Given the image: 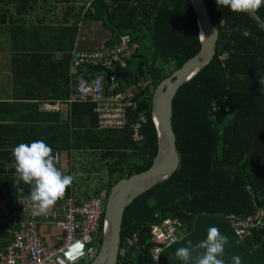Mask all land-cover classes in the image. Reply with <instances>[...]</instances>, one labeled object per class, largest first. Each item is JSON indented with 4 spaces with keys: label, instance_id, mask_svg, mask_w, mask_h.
I'll use <instances>...</instances> for the list:
<instances>
[{
    "label": "trees",
    "instance_id": "trees-1",
    "mask_svg": "<svg viewBox=\"0 0 264 264\" xmlns=\"http://www.w3.org/2000/svg\"><path fill=\"white\" fill-rule=\"evenodd\" d=\"M204 2L217 40L211 61L181 85L173 99L171 124L179 166L169 178L134 198L125 209L120 247L131 233H136L138 241L135 249L118 258L117 264H150L151 230L164 218L179 219L183 237L160 255L158 264L169 260L175 250L187 247L188 240L192 241L195 258L203 252L195 245L206 239L210 227H217L228 237L225 264H234V256H239L242 264H264V226L239 241L224 220L228 213L248 216L264 212V87L258 81L264 78V29L259 27L264 23V9L261 7L253 17L217 6L215 0ZM83 17L101 23L110 33L105 48L114 46L122 35L130 36L136 49L126 60L125 71L131 78L125 82L134 83L148 74L152 92L137 95V109L128 114L127 126L119 132L99 131L92 113L94 105L73 102L70 107L75 117L91 116L90 131L84 127L77 129L70 119L61 120L59 128L64 137L57 150L68 151L72 140L79 143L78 139H82L87 145L80 151H86L91 160L87 173L103 170L99 164L96 166L95 156L100 153L98 162H105L107 177L103 182L100 176L94 187L75 185L77 181H73L58 202L68 197L91 199L102 194L105 200L121 179L151 166L157 151L151 116L153 93L162 80L200 48L199 30L189 0H91ZM237 29H249L252 35L244 37ZM145 51H149L148 56ZM221 54H226L223 62L217 57ZM166 66H170L167 71ZM103 69L84 66L79 71L92 75L111 71ZM141 116L146 119L141 128L143 139L134 143L129 125ZM77 123L83 124L84 120ZM19 124L20 121L0 125V200L30 199V186L23 182L16 185L15 170L6 167L14 162L12 149L19 140L27 143L34 133L31 124ZM8 139L11 141L7 146ZM102 223L103 218L101 227ZM173 264L184 262L175 257Z\"/></svg>",
    "mask_w": 264,
    "mask_h": 264
},
{
    "label": "crops",
    "instance_id": "crops-1",
    "mask_svg": "<svg viewBox=\"0 0 264 264\" xmlns=\"http://www.w3.org/2000/svg\"><path fill=\"white\" fill-rule=\"evenodd\" d=\"M90 2L26 0L20 3V0H0V125L19 121V125L31 124L34 133H31V140L27 143L43 140L49 145L53 156L59 159L57 165L63 173H71L74 183L77 181L75 185H82L77 179L83 177L86 184L90 185L88 181L92 173L88 174L86 169L91 160L86 151H80L87 144L82 139H78L79 143L72 140L68 151L57 150L61 144L59 140L64 137L59 127L61 120L70 119L77 129L84 127L88 132L92 118L82 115L75 117L71 113L77 79L82 73L80 68L72 67L71 56L75 50L89 51L104 47L110 37L101 23L84 19L83 15L90 9ZM50 104H58L60 111H46L44 106ZM78 120H84V123L78 124ZM10 141L8 139L6 142L7 146ZM99 154L95 156L97 161L101 160ZM102 164L101 167L107 169L104 161ZM75 198L88 200L80 196ZM25 201L31 200H0L12 216L14 212H19V207ZM256 214L264 221L263 211ZM14 217L6 227L0 226V251L9 241L8 228H15L13 221L21 219L20 214ZM41 232L47 247L60 244L62 233L54 224L43 223ZM180 233L176 235L177 242L183 237ZM53 234L60 236L57 238ZM175 253L176 250L163 264H173Z\"/></svg>",
    "mask_w": 264,
    "mask_h": 264
},
{
    "label": "built area",
    "instance_id": "built-area-1",
    "mask_svg": "<svg viewBox=\"0 0 264 264\" xmlns=\"http://www.w3.org/2000/svg\"><path fill=\"white\" fill-rule=\"evenodd\" d=\"M264 9V7H262ZM136 45L130 36L122 35L111 48L101 47L95 50H75L71 56L73 68L84 66H102L106 70L99 75L82 72L79 74L75 88L74 103H90L94 105L99 131H123L128 123V114L137 109L135 101L141 92H152L150 76L147 74L138 81L126 84L114 76L105 81V73L113 72L117 67L126 72L127 58L135 53ZM218 57L220 62L226 59V54ZM103 69V70H104ZM72 102V103H73ZM49 112L60 111L58 104L45 105ZM146 119L141 116L129 125L131 139L134 143L141 142L143 135L141 128ZM104 195L91 198L87 201L75 197L64 199L59 206H54L47 215L34 216L33 202L25 201L19 212L12 216L9 210L0 202V226L6 227L11 218L21 215L14 226L8 228L9 241L0 251V264H84L91 262L97 255L99 238L103 230L105 205ZM17 214V215H16ZM224 220L231 232L239 241L248 239L254 230L264 226L259 215L242 216L234 213L224 215ZM54 224L62 233L60 244L47 247L43 241L41 225ZM177 218H164L151 230V247L149 249L150 264H158L160 255L175 241L176 235L182 228ZM138 237L131 233L125 237L123 247H119L118 258L125 255L137 246Z\"/></svg>",
    "mask_w": 264,
    "mask_h": 264
},
{
    "label": "water",
    "instance_id": "water-1",
    "mask_svg": "<svg viewBox=\"0 0 264 264\" xmlns=\"http://www.w3.org/2000/svg\"><path fill=\"white\" fill-rule=\"evenodd\" d=\"M199 30L200 48L182 66L162 80L153 93L151 116L157 134V151L151 166L142 172L121 179L112 188L104 205L102 239L97 255L89 264H117L121 241L123 214L134 198H137L156 184L169 178L179 166L176 139L172 130V103L180 86L193 78L208 64L215 53L217 32L212 27L204 0H189ZM114 76L121 81L131 75L120 71L105 73V81Z\"/></svg>",
    "mask_w": 264,
    "mask_h": 264
},
{
    "label": "clouds",
    "instance_id": "clouds-1",
    "mask_svg": "<svg viewBox=\"0 0 264 264\" xmlns=\"http://www.w3.org/2000/svg\"><path fill=\"white\" fill-rule=\"evenodd\" d=\"M217 6L229 8L232 12L247 13L255 17L264 0H215ZM259 27L264 29V23ZM244 37L252 35L249 29H237ZM264 87V78L258 80ZM14 162L6 165L15 170L14 180L16 185L30 186V200L33 202L34 216L47 215L56 203L63 199L66 190L71 186L73 177L64 174L57 168L59 159L53 156L52 148L43 140L29 143H19L12 149ZM22 191V189H20ZM183 227V225H180ZM228 237L222 235L217 227H210L207 237L195 245L196 249H203L199 255L193 257L192 241H187V247L176 250V257L184 264H225L223 260L224 248ZM234 264H242L239 256L232 257Z\"/></svg>",
    "mask_w": 264,
    "mask_h": 264
},
{
    "label": "rangeland",
    "instance_id": "rangeland-1",
    "mask_svg": "<svg viewBox=\"0 0 264 264\" xmlns=\"http://www.w3.org/2000/svg\"><path fill=\"white\" fill-rule=\"evenodd\" d=\"M148 53H149V51H145V56L147 55L148 56ZM170 66H166L165 67V69L164 70H168V68H169ZM108 161V160H107ZM96 163H97V165L96 166H101V165H104V164H102L103 162H98V161H96ZM99 164V165H98ZM100 176L103 178L102 179V181L103 182H105V180H106V169H103L101 172H97L95 169H93L92 170V175L90 176V180L88 181V183L90 184L89 185V187H93V186H95L97 183H98V178H100ZM84 178L85 177H83L82 179H77L78 181L80 180L81 181V183H82V185H83V187H85L86 186V179L84 180ZM101 180V179H100ZM85 181V182H84ZM15 210H17V209H15ZM54 236H56L57 238H59V236L60 235H57V234H53ZM84 264H88V262H84Z\"/></svg>",
    "mask_w": 264,
    "mask_h": 264
}]
</instances>
